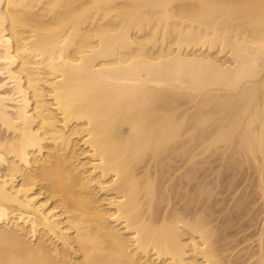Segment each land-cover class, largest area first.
Masks as SVG:
<instances>
[{
  "label": "bare ground",
  "instance_id": "obj_1",
  "mask_svg": "<svg viewBox=\"0 0 264 264\" xmlns=\"http://www.w3.org/2000/svg\"><path fill=\"white\" fill-rule=\"evenodd\" d=\"M0 264H264V0H0Z\"/></svg>",
  "mask_w": 264,
  "mask_h": 264
},
{
  "label": "rangeland",
  "instance_id": "obj_2",
  "mask_svg": "<svg viewBox=\"0 0 264 264\" xmlns=\"http://www.w3.org/2000/svg\"><path fill=\"white\" fill-rule=\"evenodd\" d=\"M217 163V164H216ZM217 165H218V162H214V163H212V165H210L209 167H213L214 168V170L216 169L217 170ZM210 170V169H209ZM214 170L212 171V172H214ZM215 170V171H216ZM208 173H211V171H207ZM212 176V175H211ZM248 183V181L246 182V184ZM245 183H244V185H246ZM244 185H242V186H244Z\"/></svg>",
  "mask_w": 264,
  "mask_h": 264
}]
</instances>
